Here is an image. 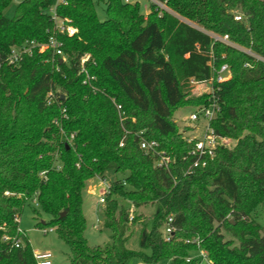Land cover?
Returning a JSON list of instances; mask_svg holds the SVG:
<instances>
[{
    "label": "trees",
    "instance_id": "16d2710c",
    "mask_svg": "<svg viewBox=\"0 0 264 264\" xmlns=\"http://www.w3.org/2000/svg\"><path fill=\"white\" fill-rule=\"evenodd\" d=\"M99 1L63 0L56 7L77 29L74 37L59 36L67 67L37 51L19 66L7 65L12 46L47 41L52 0H22L11 19L3 15L10 0H0V264H36L14 221L29 201L50 216L39 225L55 228L70 250L68 264H125L134 257L143 264H196L186 261L197 249L187 241L195 239L210 264H264V234L251 218L264 201V61L244 52L264 60V0H157L171 11L162 26L153 3L144 16L138 2L107 0L101 20ZM236 11L242 21L234 20ZM225 34L234 46L211 37ZM84 56L90 57L95 93L77 74ZM224 64L231 78L221 88L232 83L241 93L233 90L221 100L211 126L233 144L187 174L191 145L178 131L174 112L207 105L209 86ZM191 79L205 82L207 90L200 92ZM49 90L58 93L47 106ZM112 101L122 107V123ZM55 121L66 135L75 133L72 143ZM123 129L129 134L119 147ZM140 138L157 141L174 157L168 171L143 153ZM94 177L111 180L103 222L111 234L104 246L91 247L82 205L86 182ZM118 198L135 209L155 205L150 227L142 224L137 251L127 248L129 211ZM169 217L174 231L166 241L160 230ZM5 233L20 238L22 246L3 241Z\"/></svg>",
    "mask_w": 264,
    "mask_h": 264
},
{
    "label": "built area",
    "instance_id": "2783aa9c",
    "mask_svg": "<svg viewBox=\"0 0 264 264\" xmlns=\"http://www.w3.org/2000/svg\"><path fill=\"white\" fill-rule=\"evenodd\" d=\"M150 3L155 4L158 7V12L160 15L161 10H167L171 13V11L165 6V4L158 2L157 0H149ZM125 3H132L131 0H124ZM64 3L63 0H56L54 3L52 0V5L48 9L47 14L50 16L52 22H53V31L49 35L48 39L44 43H38L36 41H25L21 45L18 46H12L7 55L4 57V62L9 66H19L22 61L26 57L32 56L34 51H37L39 53H50V58L47 61H50L52 63H55V61H58L59 64H62L64 66L69 67V58L63 51L64 44L59 39V36H66V37H74L77 34V29L70 23V21L67 18H61L56 13V7L59 4ZM234 20L235 21H242V15L240 13L235 12L234 14ZM211 37L215 41L223 42L227 45L234 46L228 38V35L223 36H217V35H211ZM246 54L254 57L257 60L263 59L253 55L249 51H244ZM90 57L84 56L80 59L79 67L77 74L81 77V84L87 88H89L91 93H95L97 91V87L95 86L96 78L94 75H92L87 67V63L89 62ZM93 63V62H92ZM55 64L54 65V71L60 72V65ZM247 65V64H246ZM231 74L229 71V68L226 64L222 65L217 71L216 74L212 80V84L209 86V92L210 97L208 100L207 105H201L193 108V112L189 115L188 119L192 122L199 123L201 120L204 121L202 124V130L192 136H183V139L189 143L190 149L187 151L185 158L190 160V166L187 169L186 173H192L195 169L203 168L207 165L208 161H211L215 157L216 150L222 147H227V138L221 137L216 133L214 128L211 126V121L214 120L217 115L220 112V102L222 100L220 88L223 87V84L226 83L228 80H230ZM205 83V82H203ZM190 84L192 86H196L202 83H198L194 81L193 79L190 80ZM218 92V96L217 93ZM57 90H49L44 97V102L47 106H50L54 103L56 97H57ZM117 114L119 121L122 123V121L125 119L124 112L122 110L121 105L115 103L112 101ZM62 116L66 118L64 114V110L62 111ZM134 121V119H132ZM54 125L56 127H59V131L64 135V139L67 143H72L75 133H70L69 135H66L65 132L61 129L59 122L55 121ZM194 131L198 132V128L193 127ZM124 130V129H123ZM129 134L127 130H124V135L122 139L119 142V147L124 146V141L126 136ZM142 132L137 133V136H140ZM181 134H184L183 131H181ZM139 147L143 151L144 154H149L152 157H154V164L157 168L168 171L171 167V165L175 162L174 157H172L169 153L166 151L160 149V145L155 140H146L144 138L139 139ZM78 166V165H77ZM43 174V173H42ZM99 181V185L101 188V192L98 197V201L100 204L105 203V197L109 193L111 188L110 181L105 178H97ZM135 208H132L129 212V221H133V213H135ZM17 217H15V221L18 222ZM172 218L169 217L167 219V222L164 225L162 236L166 241H169L170 235L173 233L174 228L172 226ZM53 229L50 228L47 230V232H52ZM45 232V233H47ZM5 241H11V246L14 248H19L22 246V241L20 238H12L8 239L5 238ZM196 243L197 249L192 251L197 254L196 257L194 256H187L186 261H192L194 260L196 264H210L211 261L208 257V254L205 250L201 249L199 247V240H191L187 241ZM33 257L35 259L36 264H52V254L49 251L44 252H34Z\"/></svg>",
    "mask_w": 264,
    "mask_h": 264
},
{
    "label": "rangeland",
    "instance_id": "374dc122",
    "mask_svg": "<svg viewBox=\"0 0 264 264\" xmlns=\"http://www.w3.org/2000/svg\"><path fill=\"white\" fill-rule=\"evenodd\" d=\"M22 0H10L9 4L3 11V15L11 19L14 16L15 9L17 5ZM107 0H101L96 5V13L99 19H104V7L105 2ZM124 1V0H122ZM140 3V12L144 16H146L149 12V0H138ZM55 3L56 0H53ZM132 3L137 2V0H131ZM239 13L238 11H236ZM165 13H170L167 10H161L160 11V18L159 21L160 25H163L162 20L164 18ZM179 18V17H178ZM182 21H185L184 19L180 18ZM192 26L199 28V26H196L195 24H191ZM207 84L202 83L199 85H196L198 90L200 92H204L207 90ZM228 89L220 88L221 98L225 99L227 97H230L231 95L235 93H241L232 85V83L226 84ZM233 90H236L235 93H233ZM246 93H250V91H247ZM193 108L191 107H180L178 108L173 115V120L176 123V126L178 128V131H183L184 135H195L199 133L202 130V124L204 121L192 122L188 119L189 115L193 112ZM198 128V132L194 131L193 127ZM233 144V141L228 140L226 146L231 147ZM121 178V177H119ZM109 181L110 178H107ZM101 192V188L99 185V181L97 177H94L86 182V186L84 189L83 194V213L86 218L87 227L85 230V238L87 240V243L89 246H104L106 243L110 241V231L107 230L104 225V212H105V203L100 204L98 201L99 194ZM119 206H123L125 209H127L129 212L132 208H134L130 203L118 198ZM38 211V214L34 213L33 210ZM135 213H133V217H138V223L134 224L132 221L128 220V229L126 231V235L129 237L127 242V248L131 250H139L138 247V237L140 230L142 228V224H146L147 228L150 227L154 212H155V205H146L142 206L138 209H135ZM15 217L19 218L18 222H15L18 224V228L16 229V233H23L26 238L28 239L32 254L34 252H44L49 251L52 254V264H68L70 260V250L68 246L59 239L55 228H53L52 232H47L49 227L43 228L39 224L41 222L47 223L50 220V216L42 213V211L39 209L38 204L33 201H29L25 206L23 207L20 215L18 216L16 214ZM252 220L257 223L261 229L262 233L264 234V201L260 203L252 212L251 214ZM4 227V225H2ZM164 226L161 227V233L163 231ZM47 232V233H45ZM226 240H232L233 245H237L238 241L236 239H233L230 234L226 233L225 231H222ZM16 237L9 236L7 233H5L2 237L3 241H5V238L11 239ZM190 256L196 257L197 254L195 252H190ZM125 264H143L138 258H131L129 259ZM159 264H168L166 261L161 262Z\"/></svg>",
    "mask_w": 264,
    "mask_h": 264
},
{
    "label": "water",
    "instance_id": "95a60500",
    "mask_svg": "<svg viewBox=\"0 0 264 264\" xmlns=\"http://www.w3.org/2000/svg\"><path fill=\"white\" fill-rule=\"evenodd\" d=\"M63 215H64V213L61 214V216H63Z\"/></svg>",
    "mask_w": 264,
    "mask_h": 264
},
{
    "label": "crops",
    "instance_id": "0c3cea01",
    "mask_svg": "<svg viewBox=\"0 0 264 264\" xmlns=\"http://www.w3.org/2000/svg\"><path fill=\"white\" fill-rule=\"evenodd\" d=\"M137 2L139 3V1L137 0ZM140 4V3H139Z\"/></svg>",
    "mask_w": 264,
    "mask_h": 264
}]
</instances>
